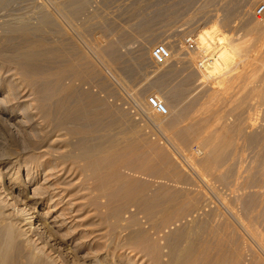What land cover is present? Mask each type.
<instances>
[{
    "label": "rangeland",
    "instance_id": "1",
    "mask_svg": "<svg viewBox=\"0 0 264 264\" xmlns=\"http://www.w3.org/2000/svg\"><path fill=\"white\" fill-rule=\"evenodd\" d=\"M83 1L76 15H72L69 5L75 0H9L7 5H0V25L16 19L36 23L33 3L47 11L52 26L49 24L45 35L46 48L49 46L50 58L62 54L60 60L52 57L49 62V79L60 66L73 61L78 64L91 80L80 82L65 77L63 84L73 82L80 92L85 89L123 115L100 116L97 133L89 135L87 141L90 136L107 133L119 140V147L126 148L129 157L125 163L129 168L117 171L122 178L110 179L107 187L103 185L105 180L101 181L107 175L106 169L92 174L84 171L86 162L81 159L71 157L65 161L64 167L75 171V176L61 177L65 205L61 202L52 215L46 216L48 206L44 201L32 208V240L39 237L36 218L49 222V227L60 225L57 219L67 218L66 222L72 223L68 226H75L77 219L72 221L73 213L68 215L66 209V203L73 199L86 207L92 201L95 230L103 236L93 245L100 259L106 253L103 246H109L106 264H148L150 249L146 245L133 248L140 252L135 256L130 249L133 257L128 253L131 243L128 247L127 240L138 229L135 225L142 223L143 229H149L146 222L151 216L158 224L164 219L169 222L160 227L159 235H154L158 237L155 240L161 261L150 259V264H264V13L256 14L264 0ZM213 24L240 48L226 76L200 79L186 52H196V38ZM186 41L195 43L193 50L185 47ZM157 44L169 46L173 53L165 65L151 62L150 53ZM222 46L215 48L213 55L223 53ZM149 96L165 104V116L151 113L146 104ZM64 128V132L59 130L61 135L56 133L61 136L64 150L71 151L70 146L78 138ZM204 140L211 145L206 147ZM221 141L225 150L216 159L213 146ZM22 168L20 181L25 183L26 171ZM40 183L27 184V194L32 195L35 187L41 188ZM65 230L59 232L61 236L69 233ZM70 237L67 239L74 256L67 248L55 249L63 264L82 261L88 253L86 246L81 247L77 238ZM0 245L4 249L3 242ZM23 246L21 242L7 252L9 264H28Z\"/></svg>",
    "mask_w": 264,
    "mask_h": 264
},
{
    "label": "bare ground",
    "instance_id": "2",
    "mask_svg": "<svg viewBox=\"0 0 264 264\" xmlns=\"http://www.w3.org/2000/svg\"><path fill=\"white\" fill-rule=\"evenodd\" d=\"M75 1L76 2L74 3L69 2L72 15L73 13L75 14L79 12L84 6L83 0ZM7 2L9 3V0H0V5H7ZM39 5L41 6V4ZM34 6L36 5L33 3V8H35L33 11L36 10V13L34 12V20H36V23L16 19L4 22L0 25V243L2 244L3 242L4 246V249H0V264H9L8 260H6L8 257L7 252L9 253L14 245H20L21 242L24 245L22 249L25 250V255L27 254V256H25V259H27L26 263L61 264V260L63 259H59L61 263L58 261V257H61V254L59 255V253H57V256L55 252L59 249L67 248L69 252L72 251V254L74 253L69 245L71 241L67 239L70 236L77 238V240L81 242L79 245L83 244L88 251L87 255L82 257V261H77L76 259L75 264H106V259L109 254V246H107V244L103 246L102 249L106 251L107 254L104 253V257L100 259V257H96V244L93 245L95 241L98 239L100 240L103 236L100 237L101 233L98 234V231L95 230L96 224L92 217H94V214L96 215V212L92 211L95 209L91 206L92 201L88 200L90 202V204L88 202L90 207H86L83 203L79 204L77 202H72L73 199L66 203L69 207L66 208L68 209V215L73 213L71 216L72 218H69H71L72 221L77 219L75 226H68L72 223L68 224V220L66 222L67 218H59L62 214L60 215L58 213L60 216H56L59 218L56 221H59L58 223L55 222L57 224L60 223V225L49 227V222L47 223L46 220L43 221L40 218H36L38 224L36 225L35 230L38 231V235L41 237L32 240V237H30L31 235H29V232H31V223L34 221V216H32L34 213L31 211L32 208H36L35 206L44 201V204L46 203L48 206L47 209H45L46 212H44L46 216L49 214L52 215L55 211L53 210L55 206L61 202L63 203V197L65 196L62 197V192L65 191H63V188L65 187H63L64 184L62 186L64 179L61 181V177H63V174H67V176H75L74 170L71 168L67 169V167H64L63 165V163L69 160V158L72 157L78 159V161L80 159L81 161H85L86 165L82 168L84 171H90L92 174L106 169L107 175L104 179H101V181L105 180L104 184L102 183L105 187L110 186V179L120 180L122 178L118 176L119 173L117 171H119V168H129L128 165L125 164L129 159L127 149L119 147L120 143L118 139L110 137L107 133H99V135H96L94 138L90 136V140L87 141L89 135L97 133L95 126L96 124H99L100 126V116L123 117L121 112L116 108L109 107V104L107 105V103L103 102L100 98L97 99L94 95L90 94V92H84L85 89L83 92H80V88L74 86L73 82H69L67 85L63 84V80H66L65 77L73 81L79 80L80 82L89 81L91 80V77L89 75H84L82 70L79 69L78 64L73 61L70 64L60 66L58 69L55 68L56 72L54 76L52 75L53 80L49 79L50 75L49 71H47L49 68L48 64L50 65V61L53 58L60 60L62 54H52L53 58H50L51 53L47 50L49 46L46 48L47 41L45 39V35L49 30L48 26L50 24V17L48 13H46L47 11H44L42 6L40 7L38 4L36 7ZM68 14H70V12ZM219 29L220 28L217 24H213L208 28L203 29L195 40L196 52H186L190 63L195 65V69L198 71L200 79L207 80V78L213 77L216 79L227 74L230 69L232 70L230 65L234 60V57L238 54L240 46L235 41L228 40L226 38L227 36L220 34ZM193 44L194 45L189 44L188 41L184 42L185 47L187 46L186 48L190 51L195 47V43ZM220 45H223V53L218 51V54L213 55V50ZM166 47L168 50V56L161 64H156L150 53V59L154 65H165L172 59L173 53L169 46L166 45ZM220 53H222V55H219ZM197 54L199 56H196ZM50 82L52 84H50ZM146 104L151 111L148 100H146ZM96 110L98 111V114L95 113ZM118 120L115 121H117V123L121 122H118ZM64 126V129L68 128L70 132L69 134L78 138V140L77 138L74 140L75 142L77 140V142H73L74 145H72V147L70 146L71 151H68L67 149V151L64 150L65 145L61 143V136H59V133L63 131L62 128ZM60 129L62 130L59 132ZM104 130H102V132ZM208 139H210V137ZM210 143L212 142L205 141V144L208 145L206 147H209ZM73 146L74 150H72ZM224 147L225 144L222 143V141L220 144L213 146L214 149L212 148V152L216 156V159L219 154L221 155ZM209 152L210 151L207 153L209 154ZM223 154H225V152ZM210 155L211 154H209V156ZM21 167L26 171V179H24L26 180V182L24 181L25 183L20 181ZM42 174L43 176H41ZM51 177H53V180H49ZM39 181L42 182V184L40 183L42 185L40 186L41 188L37 187L40 190L35 187L32 195L27 194L26 185L38 183ZM104 186H102V188H104ZM11 192L14 194L11 195ZM70 196L72 195H69V197ZM52 203H55V205L52 206ZM64 203L63 205H65ZM61 206L62 205H60V207ZM61 208L65 209L63 207ZM17 217H22L21 220L26 222L24 225L29 224V228L23 229L24 225H21L22 221H18ZM164 220L160 222L162 224H158L151 216V219L146 222V224L149 225V229L144 228L145 230L143 229L142 223V227L140 224L138 227L135 225L136 229H138L132 231L133 234L129 232L131 235H128L129 239L125 237V239H128V242L126 241L127 246L128 243H131V246H128L129 250L124 244L126 242H123L127 247L124 248L128 250V253H130L131 249V251H134L135 256V252H137L135 249L146 245L148 250L150 249L147 253L149 256L146 255V258L148 256L152 262L161 261L160 258L162 255L160 254V247L156 241V238L158 237L155 238L154 235L156 233L159 235L162 232L160 227L169 222H165ZM131 221L135 222L134 219H131ZM143 223L145 224V222ZM43 226L45 228L44 231L42 228ZM80 226L85 227L86 229L80 230ZM155 227L157 228V231L155 230ZM65 229H67L69 233L66 232L67 234L66 236L64 235V237L63 235L61 236L59 232ZM150 229L153 231V234L152 232L150 233L152 234L151 236L148 233ZM152 236H154L153 240L151 239ZM75 246L76 245H74L73 248H75ZM80 246H78V248ZM121 246L119 247V250H123V247L121 248ZM49 248L53 251L49 250ZM74 250L76 251L77 249ZM79 250L81 249L79 248ZM125 252L126 250L124 253ZM141 253H143V249ZM138 254H136V256ZM70 255L68 257H70ZM74 255L75 254H73V256ZM131 256L133 255L131 254ZM74 259L75 258L71 260ZM150 259H148V264H150ZM142 260L144 261V259ZM144 263H147V260ZM129 264H132L131 261Z\"/></svg>",
    "mask_w": 264,
    "mask_h": 264
},
{
    "label": "built area",
    "instance_id": "3",
    "mask_svg": "<svg viewBox=\"0 0 264 264\" xmlns=\"http://www.w3.org/2000/svg\"><path fill=\"white\" fill-rule=\"evenodd\" d=\"M261 13H264V6H261L256 10L257 15H260ZM151 56L156 64L163 63L168 56V50L166 45L164 44L155 45L151 50ZM147 100L152 113L160 116H165L168 113L165 104L159 101L155 96H149Z\"/></svg>",
    "mask_w": 264,
    "mask_h": 264
}]
</instances>
